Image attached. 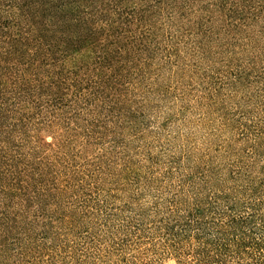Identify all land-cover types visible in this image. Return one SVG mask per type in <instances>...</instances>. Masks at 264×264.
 I'll use <instances>...</instances> for the list:
<instances>
[{
    "label": "trees",
    "instance_id": "obj_1",
    "mask_svg": "<svg viewBox=\"0 0 264 264\" xmlns=\"http://www.w3.org/2000/svg\"><path fill=\"white\" fill-rule=\"evenodd\" d=\"M225 90L228 172L193 145L176 171L131 155L151 111L208 120ZM102 234L121 264L135 238L178 264H264V0H0V264Z\"/></svg>",
    "mask_w": 264,
    "mask_h": 264
},
{
    "label": "rangeland",
    "instance_id": "obj_2",
    "mask_svg": "<svg viewBox=\"0 0 264 264\" xmlns=\"http://www.w3.org/2000/svg\"><path fill=\"white\" fill-rule=\"evenodd\" d=\"M201 74L207 77L208 81H211L212 86H214L223 73H218L216 69H213L209 73ZM198 85L199 94L202 91L204 92L206 87L210 88L209 83L207 81L203 83L201 79H199ZM223 93L222 97L224 98H222L218 105L220 110L213 113L208 120L203 119L204 109L201 107L195 109L192 117H190L194 122L190 123H186L183 117L177 114L176 107L168 112L169 110L166 105H163L155 113L151 111L152 132L147 133L144 138L133 141L131 150H129L131 155L136 157V159L145 157V152L141 149L139 150V146L142 145L145 149H149L150 153L159 160L158 171L162 172L168 169L176 171L185 165L187 166V161H185L182 151L184 148L193 145L197 147V156L201 159L200 163L202 167H209L217 175L228 172V148L225 150L223 146L224 141L228 142V128L225 130L219 128V122L225 118L228 119V90H225ZM167 118H170L171 121L169 125L163 128L162 125ZM171 157L175 158L172 159ZM172 161L174 162L173 165H171ZM170 166L173 167L171 168ZM134 185H132L134 189L139 188ZM129 194H125L122 200H132L135 204L152 202L156 196L153 190L141 193L140 197L132 199L129 197ZM120 204L121 200L117 202V205ZM90 238L77 239L76 241L71 240L72 244L77 245L78 254L73 258L68 253H59L56 261L50 264H83L84 261H81V259L86 255L89 257L86 261L88 264H121L119 261L120 252L113 249L119 240H113L112 235L102 234L96 243L89 244ZM145 242L148 241H140L137 238L129 242L124 249V254H126L128 261L130 260L131 263L138 261L139 264H178L177 259L171 256H153L151 252L147 251ZM93 249H98L99 252H95Z\"/></svg>",
    "mask_w": 264,
    "mask_h": 264
}]
</instances>
